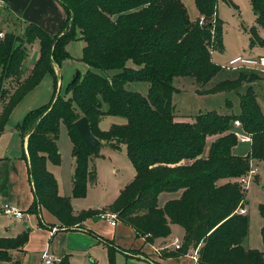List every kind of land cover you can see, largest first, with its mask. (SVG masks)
I'll return each mask as SVG.
<instances>
[{
	"label": "trees",
	"instance_id": "1",
	"mask_svg": "<svg viewBox=\"0 0 264 264\" xmlns=\"http://www.w3.org/2000/svg\"><path fill=\"white\" fill-rule=\"evenodd\" d=\"M59 1L67 17L57 33H49L36 23L27 26L28 42L39 41L40 56L11 93L6 80L20 76L26 50L23 42L15 45L14 33H5L0 41V102L5 101L0 136L25 95L46 74L54 75L55 80L54 66L70 57V41L85 42L82 58L90 66L67 85L69 97L56 95L54 89L50 102L31 110L18 126L23 137L27 134L25 159L35 195L28 211L38 213L44 206L66 229L78 227L101 210L116 212L119 221L148 241L170 235L171 224H179L186 231V242L198 248L200 264H264V249L245 246L249 216L238 211L247 203V188L239 183V177L250 170L253 159L264 163V112L254 86V81H264V75L241 71L208 89H198L204 93L238 91L250 82L245 92L239 93L237 113L210 110L187 121L178 120L173 109L176 77H192L204 86L222 70L212 59L213 50L224 48L218 0H196L200 17L194 21L181 0ZM252 7L257 25L249 31L251 43L263 44L257 26L264 27V0H252ZM128 61L136 67L128 66ZM108 70L115 72L108 75ZM135 82L147 83L146 92L130 89ZM104 115L123 116L127 121L104 131L98 125ZM82 116L88 118L101 142L107 141L115 149L121 143L126 145L136 174L109 206L76 214L71 198L60 195L58 181L47 163L61 164L57 141L63 123L76 162L72 194L86 196L89 176H95L89 161L98 154L101 143L93 152L88 150L75 126ZM236 120L251 138L247 155L233 153L239 142ZM212 136L215 138L208 146ZM224 179L228 181L220 183ZM179 190V198L159 205L162 192ZM260 213L264 242V202ZM29 233L26 229L14 237H0V259H12L11 250L24 247ZM106 244L110 264H117L118 248L112 242ZM185 251L181 246L178 252ZM15 264L21 263L17 260ZM58 264L71 263L66 255Z\"/></svg>",
	"mask_w": 264,
	"mask_h": 264
},
{
	"label": "rangeland",
	"instance_id": "2",
	"mask_svg": "<svg viewBox=\"0 0 264 264\" xmlns=\"http://www.w3.org/2000/svg\"><path fill=\"white\" fill-rule=\"evenodd\" d=\"M181 1L188 9L190 18H197L199 11L196 6V0ZM0 10L1 32L4 33V37L5 33H14L17 36L15 39V45L23 42L22 45L26 50V57L22 63L20 76L6 80V89L11 93L18 86L19 78L21 80L25 79L34 68L36 61L40 56V44L39 41L28 42L27 34L25 33V21H22V24H20V21L17 18L7 15V12L3 11L1 6ZM217 11L219 17L224 23V48L222 51L213 50L212 58L214 62L223 68L208 84L204 86L199 85L192 77H176L174 79L173 83L177 90L173 95V109L177 119L182 117L187 121H191L198 113L210 110H216L220 113L239 112V93L245 92L246 86L250 82H245L243 87L238 91L204 93L198 92V89H208L220 80L228 77H235L237 73L241 71H246L248 73L257 72L260 75H264V69L237 68L231 70L225 68H230V66H228L229 61L238 55H242L244 57H257L259 55H264V43H251V34L249 31L251 27L257 25L252 7V0H231V2L227 0H218ZM2 16L5 18L6 25L4 26L1 22ZM257 28L258 35L261 40L264 41V27L257 26ZM84 45L85 42L81 39L70 41L67 45L70 57L63 60L59 66H54L56 72L55 80L54 75L46 74L42 81L33 90L26 94L21 102L12 111L4 131L0 136V156L5 155L7 157L4 158V160L3 158H0V191L4 194L7 191L8 174L18 168L19 161H22L23 176L25 171L27 173L23 145V138H26L27 134L25 133V136L23 137L18 126L23 122L25 116L31 110L39 108L40 106L50 102L54 94V89H56V95L60 94L65 97H69L71 95L70 92H67V85L75 78L77 73H80V75L83 76L90 68V66L82 58ZM127 65L136 67L133 61H128ZM100 72L105 73L104 71ZM113 72L115 71H106L108 75H111ZM147 86V83L135 82L131 83L129 88L146 92ZM254 86L258 94L257 99L264 112V81L262 79H258L254 81ZM4 105L5 101H1L0 113ZM126 121L127 119L123 116L104 115L100 118L98 125L101 130L106 131L111 127V125H122L125 124ZM234 130L236 133L238 132L237 134L247 136V134L242 132L240 128L234 127ZM212 139L213 138L211 137L208 138V146ZM238 139L239 142L235 147V152H246V155L250 153V140L247 139L246 141H242L240 136H238ZM57 143L62 156V161L59 165V173H63L65 175V180H67L68 170L66 166L72 163V157L68 151L72 140L68 134L65 124L63 123L60 125ZM89 162L90 170H95V184L88 185L85 197H74L73 194H71V190L69 193V197H72L71 201L74 202L77 209L82 208L80 206H89L91 208H96L100 205H102V207L109 206L121 190L133 180L136 174V169L127 154L126 145L123 143L119 144V147L116 150H113L111 144L103 140L98 154L96 156H91ZM254 166L257 167L258 170L256 175L249 178L246 191L250 224V234L249 238L246 240V245L251 248L263 250L264 242L261 233L263 221L260 213V204L264 202V166L259 164ZM48 167L51 170H55L58 166L48 161ZM59 181L62 186V178L59 179ZM62 190L63 192H66L65 189ZM177 192H162L159 195V205L164 206L168 197L172 196V194H177ZM101 212H107V210H101ZM30 213L35 214L34 212ZM14 220L15 219L13 218H4L5 225L8 229L10 227V223L14 222ZM27 221L30 222L29 228H32V232L29 236L30 239H28L24 245L26 250L25 255L23 256L24 264H36L37 259L40 257V262L41 260L43 262V254L50 251L51 253L53 252V255L56 258H62L63 256L61 257L60 254H62L63 250L68 245L77 246L73 247L74 251L69 252L74 257L73 264H92L93 261L97 264H110L108 248L106 249L105 246L99 244L91 250L82 249L80 247L84 244V242H86L85 239L97 240L96 238H98V236L112 242L121 241L123 244V246L121 245L122 247L128 246V248L134 247V249H137L143 245V243L136 238L129 225L118 224L117 227H112L108 222L100 219L97 215L87 217L84 220L83 228L80 230H64L56 233V235L52 234V236L48 227L41 224L40 217L39 215L37 216V213L36 215H33V218L29 217ZM16 224L18 227L22 225L23 222H17ZM13 232H16V229H14ZM173 236H177L181 239V241H183L182 246L186 251L192 249V245L185 240L186 231L181 225L178 224L174 226L172 231V237ZM115 237H117L116 240ZM146 253L150 254V252ZM0 261L6 262L12 261V259H0ZM115 261L117 264H125L126 256L121 251L116 252ZM53 264L58 263L55 262ZM127 264L129 263L127 262ZM137 264L149 263L140 260Z\"/></svg>",
	"mask_w": 264,
	"mask_h": 264
},
{
	"label": "crops",
	"instance_id": "3",
	"mask_svg": "<svg viewBox=\"0 0 264 264\" xmlns=\"http://www.w3.org/2000/svg\"><path fill=\"white\" fill-rule=\"evenodd\" d=\"M0 6L2 7L3 11L7 12V15H10L14 18H17L20 21V24H22L21 23L22 21H25V25H26L25 28H27V26L30 23H36V24L40 25L41 27H43L45 30L49 31L50 33H57L61 29V27L64 23V20L67 17L66 11H65L63 5L61 4V2L59 0H0ZM218 16H219V14H218ZM199 17H200V13H198L197 18H195V19L191 18V20L194 21V20L198 19ZM255 18H256V15H255ZM1 22H2L3 26L6 25L4 16L1 17ZM37 51H39V50H37ZM225 68L229 69L227 67H225ZM231 70H233V69H231ZM178 120H185V119L180 117V118H178ZM211 138H213L212 139V141H213L215 136H212ZM248 140H250V144H251V138L250 137H248ZM23 145H24V155H25V152L27 151V137L23 141ZM235 147L233 149L234 154L246 155V152L236 153ZM72 149H73V144L71 143L68 151L71 154L72 163L70 165L66 166V168L68 170V179L67 180H65V175L63 173L62 174L59 173L60 172V169H59L60 164H55L58 166L57 169L51 170L48 167V163H47V168H49V170L51 172H53V174L57 178L58 191H59L60 195H63V196H69L70 190H71V194H72V190H73V178H74V171H75L76 162H75V157L72 154ZM112 149L116 150L114 148H112ZM0 158H3V160H4V158H7V157L4 155V156H0ZM24 160H25V164H26L27 173L25 171L24 176H23V174H22V161H19L18 168L16 170L9 172V174H8L6 193L4 194L2 191H0V237H14L26 229H30L29 236L32 232L31 231L32 228H29L30 222L27 220L29 217L33 218V215H36V213L33 214V213H30L28 211L30 208V205H32V203L34 201L35 195H34L32 183L30 181V176H29V171H28V163H27V160L25 159V156H24ZM258 164L261 166H264L263 161H260L257 159H254L252 161L253 167H255L254 165H258ZM91 168H92V166H91ZM255 168H257V167H255ZM257 170H258V168H257ZM61 178H62V186H61V183L59 181V179H61ZM95 181H96V177L94 176V181L91 182L89 180L88 185L95 184ZM227 181H228V179H224L220 183H225ZM62 189H65L66 192H63ZM181 194H182V190H179L177 192V194H175V195L172 194V196H169L168 200L177 199L181 196ZM168 200H166V201H168ZM246 200H247V196H246ZM5 203H9V204H12V205L19 207L25 214V218L23 220L15 219L14 222H11L9 229L5 225L4 218H10V217H8L2 211V206ZM72 205H73L74 213H76V214L79 213L81 210H84V209L87 210V209L106 208V207H102V205H100V206H97L96 208H91L89 206H80L82 208L77 209L75 207L73 201H72ZM241 208H245L246 214H248V216H249V209H248L247 203L244 206L240 207V209ZM38 215L40 217V222L45 227H48V229L51 233V236H52V234L56 235V233L64 231V230H80L83 228V224H84V221H83L76 228L66 229V228H64V226H62L60 220L51 211H49L44 206H40L39 211L37 213V216ZM97 216L99 217V215H97ZM102 220H105V219H102ZM105 221L108 222L112 227H117L118 224H121V225L125 224V223H122L121 221H119L117 225H112L109 221H107V220H105ZM17 222H21V223L23 222V224L17 227V224H16ZM176 225H178V224H171L170 235H168L166 237L156 238L153 241H148L143 236H137L134 228L130 226V228L133 230L136 238L139 239L143 243V245L137 249L136 248L134 249V247L128 248V246H125V245H124L125 247H122L123 244L121 243V241H114L113 240L114 242H112V241L106 240L104 238H101L99 236H98V238H96L97 240L85 239L86 242H84V244L81 245L80 247L82 249L91 250L96 245L101 244V245L105 246V248L107 249L108 247H107L106 242L107 241L112 242L113 245L118 248L117 252L121 251L126 256L125 264H127V262L129 264H137V262L140 260H143L149 264H200L198 259H195V257H194L197 247L192 246L191 250H187L184 253L178 252L180 247L182 246L183 241H181V239L178 238L177 236L172 237V231H173L174 226H176ZM14 229H16V232H13ZM17 229H18V232H17ZM88 231H90V230H88ZM249 234H250V232H249ZM116 238L117 237H115V240H116ZM247 238H249V235ZM246 240H245V246L248 248H251V247L246 245L247 244ZM177 244H180L179 248H177V246H176ZM73 247H77V246H72V245L66 246L65 249L63 250L62 254H60L61 257L62 256L64 257L67 255L70 259L71 264H73V258L74 257L69 252L74 251ZM49 251H50V249H49ZM25 252H26L25 246L20 248V249L11 250L12 261H6V262L0 261V264H15L14 262L17 260H19L21 264H24L23 263V256L25 255ZM146 252H150V254H147ZM49 253H51V251ZM51 254H53V252ZM40 258L37 259L36 264H43L42 260L40 262Z\"/></svg>",
	"mask_w": 264,
	"mask_h": 264
},
{
	"label": "built area",
	"instance_id": "4",
	"mask_svg": "<svg viewBox=\"0 0 264 264\" xmlns=\"http://www.w3.org/2000/svg\"><path fill=\"white\" fill-rule=\"evenodd\" d=\"M203 21H204V17H201L200 22L203 23ZM3 37H4V33L0 32V41L3 39ZM228 66H230L229 69H237V68L264 69V55H259L257 57H244L242 55H238L229 61ZM234 125L235 127L240 128L241 131H243V129L241 128V122L239 120H236ZM237 135L240 136L242 141H246L249 137V136H244L242 134H237ZM256 173H257V168L251 165L250 170L246 174L239 177L240 184L247 188L249 183V178L256 175ZM239 210L241 213H246L245 208H241ZM2 211L8 217L13 219L23 220L25 218L24 212L19 207L9 203L3 204ZM98 215L101 219H105L109 221L112 225H117L119 222L118 215L116 212H111V211L100 212ZM176 246L177 248H179L180 244H177ZM194 257L195 259L199 258L198 248L195 251ZM60 261L61 258H56L53 254L49 252H45L43 254V264H53L55 262L59 263Z\"/></svg>",
	"mask_w": 264,
	"mask_h": 264
},
{
	"label": "water",
	"instance_id": "5",
	"mask_svg": "<svg viewBox=\"0 0 264 264\" xmlns=\"http://www.w3.org/2000/svg\"><path fill=\"white\" fill-rule=\"evenodd\" d=\"M78 75H79V73H77L76 77ZM75 126H76L81 138L85 142L88 150L90 152H93L95 150V148L100 145L101 140L93 134L92 129H91V124H90L88 118L86 116H82L81 118H79L75 122ZM89 179L91 182H93L94 181V175H90Z\"/></svg>",
	"mask_w": 264,
	"mask_h": 264
}]
</instances>
